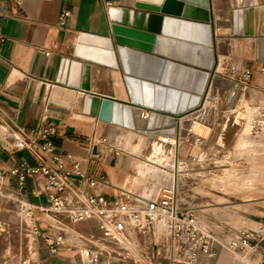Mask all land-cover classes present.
Returning <instances> with one entry per match:
<instances>
[{"label": "crops", "instance_id": "crops-1", "mask_svg": "<svg viewBox=\"0 0 264 264\" xmlns=\"http://www.w3.org/2000/svg\"><path fill=\"white\" fill-rule=\"evenodd\" d=\"M147 1L0 0V34L4 38V41H0V188L8 189L12 199L18 197L33 206L47 204L45 196L34 195L38 185L43 184V178L27 177L25 186L21 188L15 171L22 170L23 166H39L29 147L33 142L38 145L45 143L42 131L49 124L56 127V133L49 139L53 142L55 154L69 170L73 169L75 163H79L84 174L96 180L93 188L88 185L83 187L84 193L102 195L110 205L122 203L128 198L138 202L148 199L146 194L148 196L150 186L143 175L147 163L154 165L153 173L168 171V164H163L165 159L156 163L142 158L150 141L164 131L162 129L165 127H155L159 115L155 114L156 121L150 126L149 117L154 113L143 110L142 115L147 118L144 122L141 121V114L136 112L139 109L134 108L136 130H130L99 120L93 114L92 107V98L111 99L124 104L131 102L126 77L157 85V80L165 73L158 58L193 67L198 71H207L169 57L117 44L113 33V18L122 17L124 11L183 19L181 15L184 4L181 5L179 0H168L169 14L162 13L167 0H164L166 2L158 12L153 8L151 10L139 6ZM150 5L155 7V4ZM64 11L70 12L71 17L62 25L61 16ZM210 14L216 61L214 70L209 71L210 80L215 75L216 77L208 99L206 98L205 108L193 113H200L192 119L193 130L202 127L200 118L210 107L214 87L226 89L228 103L246 96L252 106L264 105V0H210ZM259 26L260 31L254 33ZM81 35L110 39L117 68L80 57L79 54L91 56V53L106 52L99 45L79 44ZM165 41L161 49L166 50L168 55L204 63L205 53L196 46H193L195 49H184L174 44L177 40L168 38ZM123 49L128 51L126 57ZM101 59L107 61V56ZM245 72L251 73V79L247 86H242ZM70 82L78 86H71ZM85 86L89 89H84ZM116 87L118 89H114ZM202 103H205L204 100ZM190 117L191 115L181 122L178 119L175 124L167 126L166 133L180 137L182 122ZM137 121H140V125ZM176 139L177 146L171 144L174 146L172 176L175 177V185L180 179V165L188 159L186 150L181 148L180 138ZM146 140L148 146L144 148ZM165 144L167 143L163 140L161 143L157 142L156 151L166 147ZM248 146L244 136L236 145L239 150ZM251 151L256 154L254 149ZM255 154L251 170L255 173L261 169L263 172L264 156L260 158ZM222 157L214 158L215 163L224 162ZM229 175L230 173H226L221 176ZM176 187L175 196L178 192ZM175 200L178 204L176 197ZM50 216L54 215L34 210L33 223L26 215L24 223H15V226L28 229L33 234L31 264H88L79 261V257L76 259L77 252L73 253L69 247L52 252L46 240L50 238L47 235L48 228H53L54 232ZM89 223L94 229V224H87ZM78 226L82 225L75 227ZM36 230L43 237H36ZM155 236H151V240H155ZM39 239H43L45 244L41 245ZM131 240L134 241L132 238ZM97 243L105 245L103 241ZM158 251L159 255L155 254V259L162 255L167 257L168 253L162 252L161 248ZM184 258L186 259V253ZM197 264H236V257L228 251L216 250L213 259L199 256Z\"/></svg>", "mask_w": 264, "mask_h": 264}, {"label": "rangeland", "instance_id": "rangeland-1", "mask_svg": "<svg viewBox=\"0 0 264 264\" xmlns=\"http://www.w3.org/2000/svg\"><path fill=\"white\" fill-rule=\"evenodd\" d=\"M209 90L208 88L202 96V102L203 100L205 102ZM225 90L220 86L214 87L212 98H210V107L200 118L202 127L193 130L191 125L192 119L200 114L193 113L201 110L203 106L185 115L193 114L182 122L180 137H177V134L172 135L174 138H180L181 148L186 150L188 158L180 165V179L178 182L176 181V185L175 177L172 176L174 146L167 143L166 147L163 146L157 152V142H162L161 133L150 141L149 146L146 140L144 148L147 146L148 148L142 158L156 163L165 159L166 162L163 164H168V171L153 173L154 165L146 162L143 175L150 186L149 194L148 196L146 194V197L154 200L164 190L174 188L175 191L177 186L176 198L179 207L192 211L197 224L215 236L214 247L217 252L228 251L233 257H236V264H244L240 256H244L252 264H261V257L257 258L255 251L263 249V246L255 248L254 251L249 248L233 251L231 244L234 241H239L243 232L257 231L258 222L264 216V171L262 172L260 169L259 172L254 173L251 170V162L255 154L251 150L254 149L255 155L260 158L264 156V105L252 106L246 96L241 100L234 99L228 103ZM165 129L168 128L165 127L162 130ZM242 136L245 137L249 146L239 150L236 145ZM222 148V161L224 162L217 164L213 154L219 155L217 151H221ZM226 173H230V175L221 176ZM122 203L136 208L146 206L145 203L138 202L133 198H128L127 201L123 200ZM16 204L14 199L0 196V264H24L25 261L31 264L33 234L28 229L15 226L17 222H25V214L19 211ZM50 217L52 222L53 220H71L66 216ZM157 225L155 240H151L150 235L155 233V225L151 228L146 227L149 232L144 229L130 231L128 236L134 239L133 245L129 249L128 255L122 256L128 261V264L179 262L194 264L192 257L188 256L186 259L183 257V253L187 252L186 246L181 244L179 247L177 245L175 247L163 224L160 225L159 222ZM47 231L48 237L51 238L50 241H54L53 228H48ZM81 238L78 241H81ZM39 242L41 245L45 244L43 239H39ZM66 247L71 248L73 253L77 252L76 259L79 257V261L92 264L90 257H81L80 249L73 245L63 244L57 246V250L59 252ZM159 248L163 250L162 252L168 253L167 257L162 255L155 259V250ZM178 248L181 250V254L178 255L180 257L172 260V251Z\"/></svg>", "mask_w": 264, "mask_h": 264}, {"label": "water", "instance_id": "water-1", "mask_svg": "<svg viewBox=\"0 0 264 264\" xmlns=\"http://www.w3.org/2000/svg\"><path fill=\"white\" fill-rule=\"evenodd\" d=\"M179 2L181 5L184 4V12L181 15L183 18L182 20L168 18L162 15L131 11L122 12V17L119 18L114 16L113 20L115 25L113 26V33L117 44L122 47L128 45L149 54L155 53L174 60L182 61L191 66L205 69L207 71L199 72L208 74L209 77L207 81H209V71L214 70L216 63L214 32L210 14V0H179ZM168 4H170V1L167 0L163 7L164 9H162L163 14H169V10H165ZM146 8L152 10L151 7ZM153 10L157 12L159 11L154 8ZM168 38L177 40L174 44L184 49H195L193 46L201 49L206 56L204 63H199L194 59L189 60L185 57V59H182L180 57L168 55L166 50L163 51V49H161L163 43H165V40ZM79 44L99 45L106 50V52L103 53H91V56L79 54L80 57L88 58L89 60L99 63H106L117 68V59L110 39L81 35L79 38ZM103 56H107V61L101 59ZM158 60L159 63L163 65L165 73L157 80V85L126 77L127 85L130 90L131 102L124 104L115 102L111 99L101 100L99 98H92L93 114L98 116L101 121L124 126L130 130H136L134 108L159 115L155 126L156 128L173 125L178 119L180 120V118L187 113H190L197 108H202V96L205 94V91H207V85L202 94L174 85L173 83L176 82L174 80L176 66H188H182L176 62H169L163 58H158ZM189 68L196 70L193 67ZM70 85L78 86V84L73 82H70ZM167 87H169V89H167ZM84 89L88 90L89 87L85 86ZM175 91L178 92L180 98H184L185 95L189 96V102L186 108L181 109V105L174 109H170L171 107L160 108L157 106L158 97L161 93L163 96L169 97L172 96L171 94ZM142 98L146 99V103L137 101ZM168 117L171 119H168ZM159 119L161 122H159Z\"/></svg>", "mask_w": 264, "mask_h": 264}, {"label": "built area", "instance_id": "built-area-1", "mask_svg": "<svg viewBox=\"0 0 264 264\" xmlns=\"http://www.w3.org/2000/svg\"><path fill=\"white\" fill-rule=\"evenodd\" d=\"M70 17V12L64 11L61 16V24L65 25V21ZM0 41H4L1 34ZM250 79L251 73L245 72L241 82L242 86H247ZM55 133L56 127L49 124L42 131V138L45 143L38 145L33 142L29 147L33 157L39 162L38 167L23 166L22 170L15 171L21 188L25 186L27 177L41 176L43 178V184L38 185L34 195L37 197L45 196L46 205L33 206L18 197L15 199L32 221L34 210H39L54 216H66L74 221L91 216L104 221L111 219L115 227L122 230L124 227L123 220L126 219L137 224L143 223L151 228L157 218L164 217L169 222L175 247L184 244L193 256L198 252L206 254L210 259L216 256L215 236L197 224L192 211L181 209L178 206L174 189L164 190L156 200L150 201L145 207L141 208L129 207L119 202L110 205L102 195L85 194L83 187L88 185L93 188L96 180L84 174L79 163H75L71 170L66 167L61 158L55 154L53 142L49 140ZM81 199L84 200V204L80 202ZM104 224L102 222L98 227L104 228ZM258 225L259 229L257 231L243 232L239 241L232 242L231 249L237 251L238 249H255L263 246L261 250L264 251V217L261 218ZM35 235L36 237H43L37 230ZM46 240L52 252L56 253L57 246L61 242L59 240H56V242L50 241V238H46ZM92 264L95 263L92 262ZM244 264L252 263L246 261ZM261 264H264V256Z\"/></svg>", "mask_w": 264, "mask_h": 264}, {"label": "bare ground", "instance_id": "bare-ground-1", "mask_svg": "<svg viewBox=\"0 0 264 264\" xmlns=\"http://www.w3.org/2000/svg\"><path fill=\"white\" fill-rule=\"evenodd\" d=\"M165 2L166 1H164V0H148L147 3L139 4V6L151 7V8L161 10V8H162L161 6H163V4H165ZM150 4H155V7H153ZM175 6H176V4H175ZM162 9H164V8H162ZM165 10H169V8L166 7ZM259 31H260V26L258 27V29L255 30L254 33H256V32L258 33ZM122 52H123L124 56L126 57L128 54V51L126 49H123ZM218 68H219V66L216 68L217 71H218ZM208 77H209V75L204 73V72H199V71H196V70L189 68V67L176 66L175 76H174V80L176 82H174L173 84L176 86H179L180 88H186V89H189L191 91H195V92H198L199 94H202L205 91L206 85H207L206 89L209 88L211 90L212 84L215 80L216 75L209 81H207ZM101 81L102 80H100V78H99V82H101ZM117 83H118V81H117ZM108 84H109V82H108ZM114 85H116V84H114ZM118 86H120V85H118ZM114 89H118V87H116ZM120 89H121V87H120ZM210 90H209V93H210ZM205 93H206V91H205ZM209 93L207 95V99H208ZM171 95L172 96L166 97V96H163V94L161 93L158 97L157 106L160 108L171 107L170 109H174L177 106L181 105V109L186 108V106L188 105V102H189V99H188L189 96L188 95H185L184 98H180L178 96L177 91L173 92ZM207 99H206V101L203 105V108L201 110H203L205 108ZM137 101L141 102V103H146V99H144V98L138 99ZM87 105H88V102H87ZM201 110H199V111H201ZM136 112L138 114H141V116H142L141 121L145 122L147 118L142 115L144 111L142 109H139V110H136ZM188 116H190V115L183 116L182 118H180V122ZM136 120H137V118H136ZM155 121H156V115L151 114L149 117L150 126H153ZM159 122H161V120ZM137 123H138V125H140V121H137ZM167 131L168 130H164L162 132L161 139L165 143H170L172 145L177 146V139L174 138L172 136V134H167L166 133ZM170 133H172V131H170ZM217 153H219L220 155H213V157L215 159H219L222 156V149H221V151H217ZM164 165H166V164H164ZM0 196H4L7 199L13 198L12 195L10 194V192L8 191V189H6L5 187L1 188ZM156 199H154V200H156ZM150 201H153V200L144 199L143 201H139V202L145 203L147 205ZM80 202L82 204H84V200L81 199ZM16 207L19 209V211H21L23 214L26 215L22 206H20L19 204H16ZM28 219L30 220L31 223H33L32 219H30L29 217H28ZM88 222H91L94 224L95 233H94L93 227L90 226L92 224H90V223L87 224ZM102 222L105 223L104 228H99L98 226ZM159 222H160V225L163 224V227L166 228V232L169 233V235L171 237L169 222L164 217H159L156 219L155 224H154L155 225V233L150 234V235L151 236L156 235V229L158 226L157 224ZM123 223H124L123 229L119 230L115 227L114 222L111 219H106L104 221L103 219H99L97 217H92V216L87 217L83 220H76V221H74V220H70V221L53 220V222H52L53 227H54L53 236L63 244H68L71 246L73 245V246L77 247L78 249H80L82 256L90 257V260L92 262H94L95 264H101V263H103V264L104 263H106V264H128V261L122 256L128 255V251H129V249H131V247L133 245L130 236H128L129 232L132 230H137V229H144L146 231H148V230L146 228L147 226H145L143 223L137 224V223L131 222L130 220H127V219L123 220ZM76 225H82V226L75 227ZM258 229H259V227H258ZM57 232H60V234H58ZM61 233H63V234H61ZM91 236H93V237L90 239L81 238V237H91ZM72 238H74V239L72 240ZM79 238H81V241H78ZM171 239H172V237H171ZM99 241H103L105 243V245H100V244L98 245L97 242H99ZM250 250L254 251V249H252V248ZM185 253H186V258L188 256L192 257V259H194L193 260L194 263H196V264L198 263V257L199 256L206 255L204 253L198 252L196 255L193 256V254L188 250ZM155 254L158 256L159 251L155 250ZM176 254L177 255L181 254L180 248L172 251V256H171L172 260H175L176 258L180 257V256L177 257ZM263 254H264L263 250L259 249V250L255 251L256 257L257 258L261 257V260L263 258ZM236 255H238V254H236ZM183 257H184V253H183ZM240 258L242 259L243 263L248 261L244 256H240ZM217 259H218V256L216 257V261H217ZM182 261H184V260H182ZM24 264H28V262L25 261ZM172 264H186V263L179 262V263H172Z\"/></svg>", "mask_w": 264, "mask_h": 264}]
</instances>
